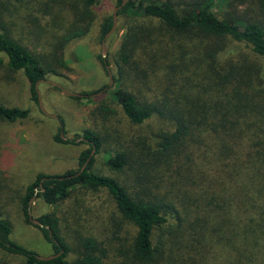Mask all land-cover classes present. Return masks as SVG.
Returning <instances> with one entry per match:
<instances>
[{"label": "trees", "instance_id": "16d2710c", "mask_svg": "<svg viewBox=\"0 0 264 264\" xmlns=\"http://www.w3.org/2000/svg\"><path fill=\"white\" fill-rule=\"evenodd\" d=\"M30 1L29 7L61 22L51 59L12 36L3 17L7 0H0V67L6 61L10 71H21L38 104L36 83L56 75L61 52L88 34L98 0ZM115 1L116 7L122 5L123 0ZM259 7L264 10V0ZM117 16L125 23L114 59L115 103L132 124L158 118L172 127L156 136L153 159L149 155L144 162L142 155L120 148L106 151L104 164L116 174L152 164L166 175L168 189L145 192L144 185L141 194H134L117 177L92 171V152L102 151L103 139L86 130L81 136L89 149L80 153L78 170L39 173L25 188L19 199L25 222L31 224L27 210L32 197L58 207L78 188L105 192L121 219L134 227L131 264H264V23L231 13L220 18L208 0H126ZM111 27L112 15L101 23V40ZM150 81L162 88L152 100L127 88ZM93 112L103 121L112 113L105 101ZM29 114V109L0 104L1 121L13 123ZM55 141L70 143L60 135ZM37 220L51 255L60 253L58 257L40 261L34 251L13 241L1 203L0 250L21 257L22 264H107V251L95 237L78 234L71 245L54 214Z\"/></svg>", "mask_w": 264, "mask_h": 264}, {"label": "rangeland", "instance_id": "374dc122", "mask_svg": "<svg viewBox=\"0 0 264 264\" xmlns=\"http://www.w3.org/2000/svg\"><path fill=\"white\" fill-rule=\"evenodd\" d=\"M173 1L180 3L188 0ZM208 1L211 10L220 18L231 13L264 23V10L261 11L259 7L262 0H243V4L236 3L237 5ZM28 2L31 1L7 0V10L3 13L4 22L15 39L33 52L51 59V43L59 34L61 22L53 16H44L34 6L29 7L26 4ZM115 8V0H98L95 7L96 18L88 34L69 43L61 52L62 63L56 69V75L49 74L44 82L38 84L37 91L44 112L31 99L30 84L23 73L10 71L6 61L0 67V104L30 111L28 118L24 120L13 123L0 120V203L12 224L11 239L40 257L50 256L53 250L40 229L25 222L19 208V199L37 174L62 175L79 169L78 157L82 151L89 149V144L81 136L84 131L97 132L103 139L102 151L97 155L92 153L95 158L92 171L117 177L129 185L134 194H141L144 185L145 192L151 189L155 191L156 188L160 192L168 189L166 175L162 171L158 172L152 164L140 166L136 171L127 169L123 174L110 171L104 164L106 151L112 152L120 148L133 152L134 155H142L144 162H147L149 155L153 159L150 152L156 136L170 131L172 127L171 123L158 118H152L141 125L132 124L115 103L112 94L117 88L114 77L118 79V74L114 59L124 34V18L117 16L116 29L105 40L106 60L113 77L111 87H108L110 79L99 59L102 42L100 26L106 17L113 14ZM35 18L38 21L33 23ZM197 41L200 40L194 41L193 45ZM260 63L264 65V59ZM49 82L81 97L67 96ZM127 88L138 90L150 100L162 90L158 81L147 82L145 86L133 82ZM98 91H101L100 94ZM102 101L109 104L112 112L104 121L95 117L93 112ZM57 135L70 143L56 142ZM31 214L36 220L43 215L54 214L55 223H58L61 233L71 245L76 244L78 234L95 237L107 251V264H131L128 251L133 241L134 227L121 219L105 192L78 188L69 200L58 207L49 206L42 198L35 196ZM22 263L21 257L0 250V264Z\"/></svg>", "mask_w": 264, "mask_h": 264}, {"label": "water", "instance_id": "95a60500", "mask_svg": "<svg viewBox=\"0 0 264 264\" xmlns=\"http://www.w3.org/2000/svg\"><path fill=\"white\" fill-rule=\"evenodd\" d=\"M125 3H126V0H123L121 6L125 5ZM121 6L116 7V8L113 10V14H112V27H111V30L105 35V37L103 38V40H102V42H101V58H102V60H103V63L105 64V69H106V71H107V73H108V77H109V79H110L109 84H108V87H111L112 82H113V77H112V75H111V73H110V71H109V67H108V65L106 64L105 40H106V38H108V37L114 32V30L116 29L117 11L121 8ZM40 82H44V80H40V81H38V82L36 83V85H35V89H36V92H37L38 105H39L41 111L44 112L43 107H42V103H41V100H40V95H39V92L37 91V87H38V84H39ZM49 83H51L53 86H55V87H57L58 89H60L61 92H62L63 94H65V95H67V96L81 97V95L70 94V93L64 91V90H63L58 84H55V83H52V82H49ZM98 94H100V92H99ZM50 117H52V118H56L55 116H50ZM61 138H62V136H61ZM93 152H94V151H93ZM93 152H92V153H93ZM87 163H88V161H87L86 163H84V165H82L80 171L76 174V176H78L80 173H82V172L84 171V169H85L86 166H87ZM33 200H34V197H32L31 200L29 201L28 210H27L28 220H29V222H30L31 224H33V225H35V226L42 227L41 223H40L38 220L32 218V214H31V204H32V201H33ZM59 255H60V253L57 254V255H50V256H48V257H40V256H37V258H38V260H40V261H50V260H52V259L58 257Z\"/></svg>", "mask_w": 264, "mask_h": 264}]
</instances>
